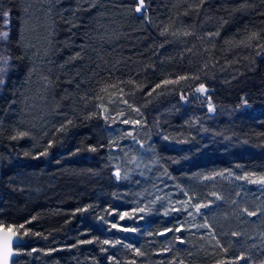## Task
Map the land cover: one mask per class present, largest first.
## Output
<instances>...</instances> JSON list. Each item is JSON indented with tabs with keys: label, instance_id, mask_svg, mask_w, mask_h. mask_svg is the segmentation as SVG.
<instances>
[{
	"label": "trees",
	"instance_id": "16d2710c",
	"mask_svg": "<svg viewBox=\"0 0 264 264\" xmlns=\"http://www.w3.org/2000/svg\"><path fill=\"white\" fill-rule=\"evenodd\" d=\"M47 2L50 89L33 121L29 5L0 0V228L23 241L12 264H264V251L174 215L117 228L145 156L176 185L234 168L264 176V0Z\"/></svg>",
	"mask_w": 264,
	"mask_h": 264
},
{
	"label": "rangeland",
	"instance_id": "374dc122",
	"mask_svg": "<svg viewBox=\"0 0 264 264\" xmlns=\"http://www.w3.org/2000/svg\"><path fill=\"white\" fill-rule=\"evenodd\" d=\"M26 3L29 6L24 15V31L27 41L37 46L32 54L36 72L32 75L35 77L28 107L32 120L37 121L45 115V94L50 89L41 66L47 55L45 28L51 26V15L47 0H26ZM33 84L40 90L33 91ZM138 168L130 176L132 178L136 174L133 178L136 187L133 189L138 192L130 203L129 211L123 214V224L117 226L119 230H129L127 222L174 215L179 217L177 222L181 228L222 236L234 245L264 251V184L253 182L264 176L234 168L210 176L190 177L176 185L159 173L153 158L145 156ZM200 205L208 207H200L197 211ZM251 212L256 215H249Z\"/></svg>",
	"mask_w": 264,
	"mask_h": 264
},
{
	"label": "snow or ice",
	"instance_id": "6c2138e0",
	"mask_svg": "<svg viewBox=\"0 0 264 264\" xmlns=\"http://www.w3.org/2000/svg\"><path fill=\"white\" fill-rule=\"evenodd\" d=\"M145 8V0H137V6L135 8V11L136 12H141L142 10H144ZM6 15V13L4 14ZM165 31H167V29H165ZM189 33H185V35H188ZM210 35H219V33H215V34H210ZM0 37H4L6 38L7 37V33H0ZM257 38V34H253L252 37H250L249 39H255ZM241 43H244L243 41H241ZM0 59H3V58H0ZM4 64L6 65L7 64V61L4 60ZM5 71V68L4 67H0V73H3ZM180 79H187V77H181ZM178 81H164L165 84H168V83H177ZM3 83V80L0 79V84ZM157 87H159V85H157ZM197 92H200V93H206L207 92V88L201 84L200 87L198 89H196ZM183 99V97H182ZM245 103H247L245 101ZM210 112L211 111H214V107L209 104V109H208ZM128 121H125V123H127ZM69 123H71V121H69ZM61 130H65L64 129V126H62ZM19 136H24L26 135V133H19L18 134ZM17 137H13V139H16ZM52 144L51 142L49 143V147H51ZM93 151L95 149H92ZM47 149L43 152V153H40V155H47ZM222 175V174H221ZM116 176L117 178H119L120 174L119 172L116 173ZM255 183H261V184H264V177H261L259 178L258 180L256 181H253ZM219 198V197H218ZM200 207H208V205H200L197 207V211H199ZM86 210V209H85ZM141 211H143V209H141ZM249 215H256V213L254 212H251V213H248ZM123 219V216L121 217ZM206 226V225H205ZM21 228H23V225L20 226ZM113 227H116V225H113ZM133 231H135V229H132ZM177 231H179V229H177ZM233 235H238L237 233H233ZM14 239H18L17 237V233L14 229H12L11 227L7 228L6 230H3V229H0V259H2L3 261V264H8V257L12 256L13 255V252H12V244L14 242ZM87 242H90V241H87ZM104 243H109L108 241H104ZM138 251V250H137ZM241 259H243V257H241Z\"/></svg>",
	"mask_w": 264,
	"mask_h": 264
},
{
	"label": "water",
	"instance_id": "95a60500",
	"mask_svg": "<svg viewBox=\"0 0 264 264\" xmlns=\"http://www.w3.org/2000/svg\"><path fill=\"white\" fill-rule=\"evenodd\" d=\"M0 229H3V230H6L7 228H0ZM17 237L18 239H14V242L12 244V252H13V255L8 257V264H12L14 258L16 257V252H15V247L16 246H19L20 244H22V240L21 238L19 237V235L17 234ZM0 264H3V261L2 259H0Z\"/></svg>",
	"mask_w": 264,
	"mask_h": 264
}]
</instances>
